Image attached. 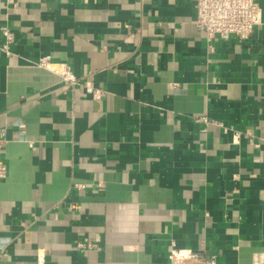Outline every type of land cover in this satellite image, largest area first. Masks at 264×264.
<instances>
[{
	"label": "crops",
	"instance_id": "1",
	"mask_svg": "<svg viewBox=\"0 0 264 264\" xmlns=\"http://www.w3.org/2000/svg\"><path fill=\"white\" fill-rule=\"evenodd\" d=\"M258 3L246 39L210 49L192 0H0L14 33L0 53V264H169L172 247L251 264L264 251Z\"/></svg>",
	"mask_w": 264,
	"mask_h": 264
},
{
	"label": "built area",
	"instance_id": "2",
	"mask_svg": "<svg viewBox=\"0 0 264 264\" xmlns=\"http://www.w3.org/2000/svg\"><path fill=\"white\" fill-rule=\"evenodd\" d=\"M196 10L194 24L202 31L211 49V42L216 36L232 35L240 40L246 39L254 27L260 23L261 9L258 0H192ZM0 53L9 54L10 46L14 41V33L9 27L0 31ZM56 63H43L39 65L48 67L57 73L62 80L63 87H75L79 84L68 65L62 64L59 68ZM55 67V68H54ZM85 91L93 98H98L103 91L92 85H84ZM197 120L207 122L205 117ZM4 137L0 134V180L7 175L6 164L2 160ZM80 188V184L74 185ZM80 248H89L88 242L77 243ZM38 254V261L41 259ZM169 264H216L215 256L206 254L203 250H182L172 247L167 255ZM251 264H264V251H256L251 258Z\"/></svg>",
	"mask_w": 264,
	"mask_h": 264
}]
</instances>
